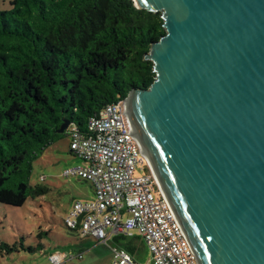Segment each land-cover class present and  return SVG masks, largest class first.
Segmentation results:
<instances>
[{"label": "water", "instance_id": "95a60500", "mask_svg": "<svg viewBox=\"0 0 264 264\" xmlns=\"http://www.w3.org/2000/svg\"><path fill=\"white\" fill-rule=\"evenodd\" d=\"M134 2L166 34L131 134L198 264H264V0Z\"/></svg>", "mask_w": 264, "mask_h": 264}, {"label": "trees", "instance_id": "16d2710c", "mask_svg": "<svg viewBox=\"0 0 264 264\" xmlns=\"http://www.w3.org/2000/svg\"><path fill=\"white\" fill-rule=\"evenodd\" d=\"M165 34L161 14L134 0H12L0 11V204L46 195L43 182L31 184L33 163L70 128L89 135L108 105L150 88L144 55ZM19 248L34 251L0 243L2 254Z\"/></svg>", "mask_w": 264, "mask_h": 264}, {"label": "built area", "instance_id": "2783aa9c", "mask_svg": "<svg viewBox=\"0 0 264 264\" xmlns=\"http://www.w3.org/2000/svg\"><path fill=\"white\" fill-rule=\"evenodd\" d=\"M88 129L90 134L84 135L70 128V153L81 164L65 170L63 177L90 182L94 199L74 202L65 226L103 245L116 237L138 236L151 255L150 264H198L131 134L126 99L108 105L90 120ZM66 258L54 254L49 259L63 264ZM112 264L135 262L125 248H114Z\"/></svg>", "mask_w": 264, "mask_h": 264}, {"label": "rangeland", "instance_id": "374dc122", "mask_svg": "<svg viewBox=\"0 0 264 264\" xmlns=\"http://www.w3.org/2000/svg\"><path fill=\"white\" fill-rule=\"evenodd\" d=\"M11 1L0 0V11L10 9ZM69 143L67 137L52 145L33 163L31 184L43 182L50 190L46 195L29 199L23 207L0 204V243L11 247L22 243L34 249L33 252L19 248L18 252L0 253V264H52L49 258L54 254L67 257L63 264H112L113 249L128 246L134 248L135 264H149L150 253L138 236L116 237L103 245L93 238H82L65 226L64 219L74 202L94 199L90 182L63 177L65 170L81 164L70 153ZM41 177L45 181H41Z\"/></svg>", "mask_w": 264, "mask_h": 264}, {"label": "crops", "instance_id": "0c3cea01", "mask_svg": "<svg viewBox=\"0 0 264 264\" xmlns=\"http://www.w3.org/2000/svg\"><path fill=\"white\" fill-rule=\"evenodd\" d=\"M140 238V237H139ZM141 239V238H140ZM142 240V239H141ZM143 242V241H142ZM133 256V255H132ZM150 261H151V255H150ZM150 264V263H149Z\"/></svg>", "mask_w": 264, "mask_h": 264}]
</instances>
